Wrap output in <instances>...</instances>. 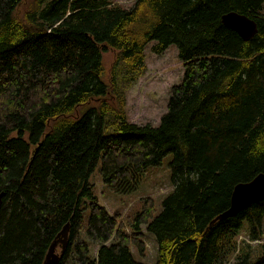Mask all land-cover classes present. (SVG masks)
<instances>
[{
    "label": "trees",
    "instance_id": "1",
    "mask_svg": "<svg viewBox=\"0 0 264 264\" xmlns=\"http://www.w3.org/2000/svg\"><path fill=\"white\" fill-rule=\"evenodd\" d=\"M22 1L0 0V264H41L65 223L58 264L73 254L79 264H219L244 224L264 237V198L209 224L233 185L264 167V0H36L18 18ZM228 10L257 33L245 40L223 25ZM150 42L157 54L175 43L184 67L157 125L128 120L123 99ZM106 47L117 51L108 81ZM168 153L173 187L159 211L147 199L129 233L90 175L99 164L107 186L129 192ZM141 223L157 242L152 263L130 248L144 251ZM261 248L229 264H264Z\"/></svg>",
    "mask_w": 264,
    "mask_h": 264
},
{
    "label": "rangeland",
    "instance_id": "2",
    "mask_svg": "<svg viewBox=\"0 0 264 264\" xmlns=\"http://www.w3.org/2000/svg\"><path fill=\"white\" fill-rule=\"evenodd\" d=\"M115 4L124 7H131L135 0H111ZM37 7L36 0H23L15 10V16L23 18L28 12ZM264 10V6H263ZM152 42L144 48L146 69L135 82H133L124 92V109L128 120L138 124L157 125L161 114L166 110V104L170 96L171 86L179 82L184 73V67L177 55V46L171 43L162 53L151 51ZM116 50L106 47L102 50V77L105 81L110 78V71L115 60ZM108 98L116 104V100L111 94ZM172 153L166 154L161 163L150 166L140 178L137 186L129 192H119L107 186L100 175L99 164L90 175L93 184V192L96 200L117 217L118 223L124 224V228L131 233L129 224L135 215L144 207L147 199H152L155 211H159L160 202L164 195L171 191L173 185L170 180L169 161ZM262 227L264 229V218ZM141 240L144 243L142 253L133 243H130L134 257L146 263H152L157 255V242L152 232L147 230V223H141ZM81 239L88 241L89 255L96 257L98 243L92 242L82 231ZM116 240L115 235L109 239L108 243ZM232 243L225 245L223 255L219 264H229L243 250H248L253 255L258 254L264 243L262 239H251L246 224L232 238ZM64 264H79L75 254H73Z\"/></svg>",
    "mask_w": 264,
    "mask_h": 264
},
{
    "label": "water",
    "instance_id": "3",
    "mask_svg": "<svg viewBox=\"0 0 264 264\" xmlns=\"http://www.w3.org/2000/svg\"><path fill=\"white\" fill-rule=\"evenodd\" d=\"M223 25L235 30L241 38L247 40L258 31L257 22L244 13L228 10L221 14ZM1 196V192H0ZM264 198V167L247 181L236 182L231 190L229 205L218 212L209 222L236 215L244 207ZM69 224L65 223L56 237L50 242L41 264H58L68 239ZM59 247V249H58Z\"/></svg>",
    "mask_w": 264,
    "mask_h": 264
}]
</instances>
